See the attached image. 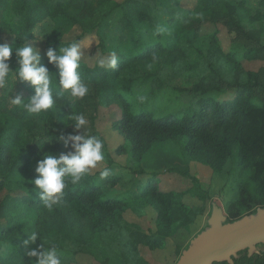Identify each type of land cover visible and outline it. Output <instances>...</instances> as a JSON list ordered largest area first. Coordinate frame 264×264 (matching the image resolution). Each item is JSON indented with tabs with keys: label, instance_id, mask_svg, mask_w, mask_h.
<instances>
[{
	"label": "trees",
	"instance_id": "16d2710c",
	"mask_svg": "<svg viewBox=\"0 0 264 264\" xmlns=\"http://www.w3.org/2000/svg\"><path fill=\"white\" fill-rule=\"evenodd\" d=\"M154 6L155 0L120 3L100 0L96 5L91 0H0V31L6 30L11 35L10 45L20 47L38 22L64 16L81 28L82 35L95 31L103 45L105 29L111 24L113 13L115 22L126 29L135 22L149 20V10ZM194 10H210L213 22L223 23L235 34L229 50L223 53L227 62L238 64L242 59H264V0H235L233 3L198 0ZM184 26L196 30L197 23L188 17ZM252 39L256 44L249 43ZM49 42L48 48L57 50L71 43L52 35ZM0 43H3L1 36ZM186 54V67L191 68L193 62L188 52ZM164 57L168 58V49L157 39L143 45L140 52L117 54L114 68L89 66L81 61L78 70L89 84V94L71 101L66 93L57 97V86L53 90L55 104L46 114L34 115L12 104L10 98L20 95L28 99L34 94V86L28 82L17 77L15 83L10 82L14 83L12 88L7 84L0 88V192L6 191L0 198V264H34L36 257L29 258L25 252L40 243L45 247L55 244L61 257L79 252L96 256L105 220L110 221L113 234L125 237L129 252L135 253L140 244L150 249L163 246V238L179 219L184 204L179 193L161 191L156 173L146 174L137 163L153 146L164 149L176 143L215 171L221 170L229 160L237 163L239 196L226 212L227 221L248 214L253 208L264 207V71L241 70L232 80L219 74L212 84L190 74L181 88L189 97L181 95L166 106L160 102L164 87L155 86L154 79H161L163 83L164 80L152 70L145 74L150 82L154 81L150 89L136 95L132 89L137 79L133 75L146 69L141 68V64L149 60L162 61ZM17 59L13 52L9 64L14 72L19 67ZM41 64L52 72L50 75L55 80L58 70L43 54ZM228 89L234 91L231 97L224 96ZM111 104H115L119 112L114 127L124 139L115 153L125 154L129 159L127 166L136 175L134 182L120 194L108 198L89 174L78 184L69 183L60 197L63 202L54 205L52 211L47 210L33 185L38 176L34 169L36 161L42 158L41 152L58 155L66 151L55 137L61 131L73 132L71 125L66 126L71 122L72 113H84L90 122L88 131L105 143L96 130L95 120L99 109ZM161 108L160 113L156 112ZM104 161L108 165L113 162L106 143ZM142 175L145 179L140 178ZM116 177L113 182L123 175ZM16 190L20 192L15 193ZM141 207L153 209L155 213L156 232L151 235L143 233L136 224L122 220L123 211L131 208L136 212ZM77 218L90 222V232L75 229ZM33 232L38 233L36 242L26 244ZM232 264H264V253L248 256L246 250L240 251Z\"/></svg>",
	"mask_w": 264,
	"mask_h": 264
},
{
	"label": "rangeland",
	"instance_id": "374dc122",
	"mask_svg": "<svg viewBox=\"0 0 264 264\" xmlns=\"http://www.w3.org/2000/svg\"><path fill=\"white\" fill-rule=\"evenodd\" d=\"M99 1L91 0L94 5ZM114 1L120 3L123 0ZM197 1L155 0V6L149 10V20L135 22L126 29L115 22L116 15L113 13L111 24L105 29L103 45L95 31L82 35L81 28L70 23L64 16L46 18L34 26L25 44L38 48L40 55H45L51 35L64 42H78L84 53L81 61L92 66L98 65L97 61L100 59L106 60L113 52L116 55L134 54L140 52L143 45L159 39L168 49V58L142 63L141 68L146 69H141L133 75L137 79L132 84V89L135 95L146 92L155 81V86L164 87L161 91L164 96L160 102L166 106L169 101L181 95L188 96L181 88L187 83L190 74L205 80L207 84H212L218 80L219 74L232 80L241 70L264 71V59H242L238 64L226 61L223 53L229 50L235 34L223 23L213 22L210 10L196 12L194 8ZM229 1L233 3L235 0ZM188 17L196 21V30L194 27L184 26V21ZM254 24L259 28L256 21ZM0 36L3 43H10L12 40L6 30L0 31ZM249 43L256 44V41L252 39ZM187 52L189 60L193 62L191 68H187L184 61ZM151 70L159 74L164 83L161 79L150 82L145 74ZM233 92V89H228L224 96L231 97ZM161 111L162 108L156 112ZM118 113L117 106L111 104L100 108L95 120L96 130L105 140L113 162L108 165L103 161L90 175L95 178L108 198L129 188L136 177L127 166L130 162L127 156L115 153V150L124 143L123 137L114 127ZM137 163L146 174L156 173L155 178L161 191L179 193L184 204L179 219L171 226L169 235L163 238L165 239L163 246L150 249L140 244L135 253H132L133 250L129 252L130 245L125 237L113 234L110 221L105 220L99 233L101 245L96 250V256L81 252L68 253L61 257L63 264H174L189 241L207 226L211 205L216 203L226 213L239 196L238 165L233 160H229L221 170L215 171L200 157H194L176 143H172L164 149L162 146L151 147ZM131 164L135 163L131 161ZM103 167L110 169V175L101 180L99 171ZM119 174L123 177L113 182ZM144 177L146 176H140L141 179H145ZM5 192H0V198ZM19 192L20 190L15 191ZM255 209L249 210L248 213L254 212ZM122 220L136 224L145 234L151 235L156 232L153 209L141 207L135 212L128 208L123 211ZM74 226L77 231L90 232V222L84 218L75 219ZM121 231L126 236L125 231ZM255 253H264V244L257 245Z\"/></svg>",
	"mask_w": 264,
	"mask_h": 264
},
{
	"label": "clouds",
	"instance_id": "9594fccd",
	"mask_svg": "<svg viewBox=\"0 0 264 264\" xmlns=\"http://www.w3.org/2000/svg\"><path fill=\"white\" fill-rule=\"evenodd\" d=\"M15 53L19 67L10 69L9 60ZM84 53L80 43L71 42L63 47L53 49L49 47L45 56L49 64H52L58 73L55 80L46 66L41 64V55L38 48L23 44L14 47L7 42L0 43V88L6 84L13 87L17 77L24 82L34 86V94L28 99H22L20 95L10 98L13 105L20 106L24 111L39 115L46 114L53 108L55 98L53 90L58 86L57 97L66 93L71 101L83 99L89 94V84L82 78L78 69L81 67V60ZM98 66L115 67L117 63L116 54L113 52L109 58L97 61ZM14 82V83H10ZM143 101L144 97L140 98ZM70 123L73 132L64 133L55 139L63 143L66 151L53 155L48 151L41 152V157L36 161L34 171L38 176L33 180L34 189L37 190L44 207L52 211L54 205L62 203L60 197L64 190L71 184H78L92 170L105 160V143L98 136L88 131L89 120L84 113H72ZM78 130H82L78 131ZM48 141V140H44ZM43 141V143H44ZM110 175V169L103 167L99 171L101 180ZM38 233L33 232L25 243H35ZM29 258L36 257L34 264H63L57 246L51 244L45 247L38 244L35 248H28L25 252Z\"/></svg>",
	"mask_w": 264,
	"mask_h": 264
},
{
	"label": "water",
	"instance_id": "95a60500",
	"mask_svg": "<svg viewBox=\"0 0 264 264\" xmlns=\"http://www.w3.org/2000/svg\"><path fill=\"white\" fill-rule=\"evenodd\" d=\"M259 244H264V207L227 221L224 210L213 203L207 226L189 241L174 264H232L240 251L252 256Z\"/></svg>",
	"mask_w": 264,
	"mask_h": 264
}]
</instances>
